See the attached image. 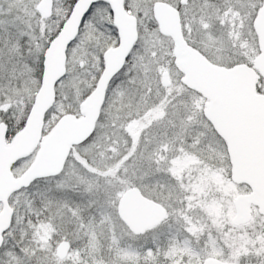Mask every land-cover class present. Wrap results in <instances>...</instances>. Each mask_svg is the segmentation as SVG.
Returning <instances> with one entry per match:
<instances>
[{"label": "snow or ice", "instance_id": "snow-or-ice-1", "mask_svg": "<svg viewBox=\"0 0 264 264\" xmlns=\"http://www.w3.org/2000/svg\"><path fill=\"white\" fill-rule=\"evenodd\" d=\"M6 2L7 10L0 7V120L7 126L6 137L15 135L24 123L23 119L17 123L12 102L18 106L26 93L46 83L48 57L61 42L66 22L74 20L76 31L64 41L66 70L55 80V85L71 90L74 81L86 72L90 83L84 95H100L101 100L97 127L79 145L87 147L82 161L75 162L80 170L75 184L66 188L57 183L43 191L30 192L32 201H39L40 210L29 213L19 239L14 237L11 224L0 228V264H89L90 261L95 264L87 248H76L70 262L65 260L66 252L72 249L71 242L67 233L61 234L59 229L51 231L54 217L49 214L62 208L78 221V229H90L95 236V226L85 224L86 209H96V215L90 216V220L98 217L100 224L110 221L109 210L115 211L126 189L136 186L143 190L150 178L159 186L161 174L168 176L170 154L192 140L196 114L187 105L178 107L180 98L170 86L165 61L171 64L173 59L171 44L163 38L153 17V9L159 4L157 0H122L126 13L135 14L141 21L147 17L151 22V27L144 25L142 30L138 29L135 40L126 45L119 21H113L116 0H67L66 7L63 0H51L53 11L48 10L44 0ZM167 2L175 9L181 30L187 36L197 35L209 46L220 44L232 48V36L238 30L241 38L251 36L253 40L259 31L264 40V0ZM217 27L224 29L219 36ZM113 48L122 58L117 66L110 67L106 57ZM129 121L140 126L139 134L132 131ZM38 183L29 184L28 189ZM77 190L86 197L83 206L72 195ZM16 223L24 224L25 217L17 215ZM164 223L166 217L152 227ZM126 234L144 233L133 226ZM9 238L13 243L9 244ZM107 243L112 264H120L113 259L110 247L118 243L115 226ZM146 251L151 256L153 250ZM256 255L257 264H264V243ZM145 264L151 262L146 259Z\"/></svg>", "mask_w": 264, "mask_h": 264}, {"label": "rangeland", "instance_id": "rangeland-1", "mask_svg": "<svg viewBox=\"0 0 264 264\" xmlns=\"http://www.w3.org/2000/svg\"><path fill=\"white\" fill-rule=\"evenodd\" d=\"M1 3L2 0H0ZM63 6H67V1L63 0ZM0 7L7 10L8 3L5 6L3 3ZM133 15L137 19V16ZM55 18L53 16V21ZM144 25L151 27V22L147 17H144L142 21L137 19V29L142 30ZM237 28L239 29V22ZM223 31L224 29L217 27V36ZM183 33L192 48L195 46L209 61L216 64L231 65L238 62L251 64V58L258 52L256 39L253 40L251 36L241 38L239 30L232 36L234 46L230 49L226 45L220 44L209 46L197 35L187 36L185 32ZM162 36L170 42L172 47L170 38L163 34ZM165 51H167V45H165ZM68 59H71L70 54ZM165 70L170 74V86L180 98L178 107L183 108L187 105L188 109L196 114V119L192 122L191 143L185 142L183 149L177 148L174 154H170L167 163L168 176L161 174L159 179L162 182L159 186L153 184L150 178L145 181L147 187L143 190L137 187L143 195L153 198L167 208L166 223L160 227L152 228L143 235L129 236L126 234L127 228L117 217L116 209L115 211L109 210L111 220L104 224L99 223L98 217L96 220L89 219L90 216L96 215V209H86L83 212V218L86 225L91 223L95 226V236H93L90 229H78V221L64 209H57L49 214L54 217L50 229L53 232L59 229L61 234H68V241L71 242L72 249L68 251L65 257L66 261L70 262L72 252L76 248H87V254L94 256L95 264H112L108 257L109 245L107 241L111 236L113 226H115L118 243H112L110 247L113 259L120 261V264H129V262L130 264H145L146 259L151 264H178L182 259L189 264H200L201 255L204 254L194 252L195 249L204 247L206 254L225 257L226 241H229L227 246L234 245L235 248L239 244H243L245 252L247 251L246 244L255 243L253 230L250 231L249 236L244 237L243 235L244 231L254 227L256 223L264 221L258 219L260 217L255 209L252 210L251 220L245 225L233 227L231 224V217L234 214L231 201L237 193H242L245 189L231 181L225 144L215 134L201 113L206 99L196 91L179 87L177 82L181 81L182 74L173 59L171 64L167 60L165 61ZM88 83H90V78L85 72L74 81L71 90L55 85L56 95L62 102L69 100V104L73 106L71 112L77 114L78 103L86 96L85 92H82L86 91ZM258 87H260L259 80L256 83V90ZM260 88L264 91V86ZM35 91L26 93L18 106L14 101L12 102L13 115L16 117L17 123L21 119L24 121ZM5 103L7 104L8 101L6 100ZM58 106H61L60 102H58ZM56 118L54 117L52 120L55 121ZM129 124L132 122L129 121ZM124 130L127 132L129 129L126 127ZM132 131L139 134L141 128L139 125L132 124ZM121 144H123V137H121ZM86 147L80 148L78 145L72 148L63 171L55 177L42 179L40 182L41 191L45 187H51L57 183L71 188L80 174L75 162L82 161V153ZM33 155L32 151L26 157L18 160L11 167L12 174L19 175L31 162ZM97 159L100 158L97 157ZM40 185L35 184L32 189L19 190L9 197V202L14 209L11 225L16 239L20 238L21 229L26 227L29 213L40 210L39 201L33 202L30 195V192H37ZM72 195L83 206V202L86 200L83 193L77 190ZM17 215L25 217L24 224L16 223ZM32 218L35 221V216ZM228 236L231 239L230 237L228 239ZM27 239L25 237V241ZM9 242H13L11 238H9ZM148 248L153 250L151 256L146 251Z\"/></svg>", "mask_w": 264, "mask_h": 264}, {"label": "water", "instance_id": "water-1", "mask_svg": "<svg viewBox=\"0 0 264 264\" xmlns=\"http://www.w3.org/2000/svg\"><path fill=\"white\" fill-rule=\"evenodd\" d=\"M44 2L51 11V0ZM157 3L159 7H154L153 17L160 32L172 38V52L182 72V82L207 99L203 115L225 141L231 166L230 178L236 183H245L251 190L248 195H237L232 203L235 208L232 223L243 224L250 217V201L257 205L259 212L264 213V94L256 93L254 88L255 71L264 83V40L257 31L259 51L251 61L255 71L246 63L229 67L214 64L184 41L175 9L165 1L157 0ZM121 4L122 0H116L117 12L113 21H119L124 42L128 45L137 36V21L134 15L125 12ZM66 24L61 42L48 57V79L36 90L23 126L7 140V126L0 121V228H7L12 220L13 208L8 200L10 194L27 187L34 179L58 174L70 147L80 144L92 132L100 113L101 96L86 95L78 104L77 115L62 113L42 134L45 114L56 96L55 80L66 70L64 41L76 31L74 20ZM121 58L115 48L106 57L110 67L117 66ZM35 148L29 165L19 175L12 174V163ZM162 207L132 186L121 195L116 212L128 229L134 226L144 232L165 217ZM204 264L230 263L213 258Z\"/></svg>", "mask_w": 264, "mask_h": 264}, {"label": "flooded vegetation", "instance_id": "flooded-vegetation-1", "mask_svg": "<svg viewBox=\"0 0 264 264\" xmlns=\"http://www.w3.org/2000/svg\"><path fill=\"white\" fill-rule=\"evenodd\" d=\"M164 1L166 3H168L167 0H164ZM3 3H4V6H5L7 4L6 0H2V3L0 4V6H2ZM169 5H171V4H169ZM51 11H53V8H52ZM181 32H182L183 39L186 42H188L187 38L184 37V33H183L182 30H181ZM164 36L169 37L170 40H171V42H172V38L170 36H168V35H164ZM193 48L197 50V48H195V46ZM171 49H172V47H171ZM176 60L177 59L173 56V61H174V64L175 65L177 64ZM64 167H65V165H64ZM64 167H63V169H64ZM63 169L58 174H56L55 176L59 175L63 171ZM55 176H52V177H55ZM177 179H179V178H177ZM38 185H40V184H38ZM237 185L238 186H241V187H243L245 189V191H243L242 193H237V195H248V194H250V189H249V187L247 185L241 184V183H239ZM40 191H41V185L37 189V192H40ZM76 194H74V195H76ZM148 198H150V197H148ZM151 199H153V198H151ZM233 200H234V198L232 199L231 204L233 203ZM232 207H233V211H234V214H235L234 204H232ZM163 208L165 209V213H166V217H167L168 210H167V208L165 206H163ZM248 208H249V212H250V217H249V219L247 221L243 222V224L242 223L233 224L232 223V217L233 216L231 217V224L233 225V227L243 226L246 223H248L251 220V218H252V210L253 209H255L257 211V213H258V215L260 217L258 219L259 220H264V214L259 212L258 207L256 206L255 203H253V201L252 202L250 201V203L248 205ZM263 222L262 223L261 222L260 223H256V225L254 227L247 229V231H244V234H243L244 237L249 236L251 230H253V233L255 234V241H254L255 243H248V244H246L247 245V251L246 252L243 249V246H244L243 244H239L237 248H235L234 245L233 246H227L229 244L228 243L229 241H226L227 245H226V248L224 250L225 257H220V256L213 255V254H210V253H207L206 254V252L204 250V247H201V248H198V249H195L194 250V252H198V253L204 254V255H201V262H200V264H204L206 260L213 259V258H214V260L220 261L222 263H230V264H257V255H256V252H257V249L262 246V243H264V223ZM146 232H148V231H146ZM146 232H143V233L145 234ZM229 237L230 236H228V239H229ZM230 239H231V237H230ZM182 263L189 264L186 261H183V259L178 264H182Z\"/></svg>", "mask_w": 264, "mask_h": 264}, {"label": "trees", "instance_id": "trees-1", "mask_svg": "<svg viewBox=\"0 0 264 264\" xmlns=\"http://www.w3.org/2000/svg\"><path fill=\"white\" fill-rule=\"evenodd\" d=\"M64 1H67V0H64ZM177 83H179L180 88H182V89L185 88L181 81L177 82ZM259 84H260V87L264 86L261 83L260 79H259ZM260 87H258V88L260 89V91H262V89ZM82 93H84V91ZM58 102H60L61 106H58ZM72 108H73V106L71 104H69V100L62 102L59 100V97L57 96L55 103L53 104V107L51 108V111H48L47 117L44 120L45 121V127L48 128L52 124V122H53L52 119L54 117H57L58 115H60L61 113L65 112V111H73ZM36 181L42 182L41 179L36 180ZM38 184H40V183H38ZM25 243H28V239H27V241H25ZM9 244H11V243L9 242Z\"/></svg>", "mask_w": 264, "mask_h": 264}]
</instances>
